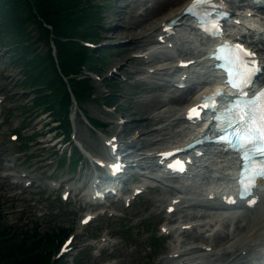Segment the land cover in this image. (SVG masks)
Listing matches in <instances>:
<instances>
[{
    "label": "rangeland",
    "instance_id": "rangeland-1",
    "mask_svg": "<svg viewBox=\"0 0 264 264\" xmlns=\"http://www.w3.org/2000/svg\"><path fill=\"white\" fill-rule=\"evenodd\" d=\"M100 2L109 3V7L102 12L103 18L100 30L98 31L100 35L98 41H91L95 45L93 51L110 49V51L112 50V54L110 57H107L105 65L99 66L98 70L93 71L92 74H87L91 79V85L95 88L94 97L96 99H86L80 107L88 118L102 122L106 127L102 130L100 129L101 132L92 130L85 117L77 108L72 114L73 130L71 139L74 144L78 145L89 156L105 159L107 156L101 148L103 136L107 138L119 136V133L125 130L127 134L124 135L123 141H129L139 137V135H142L146 131H153L162 121L158 123L152 122L150 121L152 116L156 112L172 106V103H166L163 108L154 111L156 108L155 96H166L168 94L163 93L161 86H167L168 92L171 95L179 94L177 91L180 90H177L172 84L160 80L158 77L153 79L148 77L145 83H142L141 79L143 78L142 74L144 70L150 69V67L174 64L181 50L186 51L187 55H191L193 50H188V46H184L183 44H180L178 47V45L176 46L171 41V44H174V49L169 55L170 57L171 55L172 57L175 55L174 61L149 62L150 60L142 58V55L152 41L155 43V34L151 35L150 42L142 47L138 46V44L132 46L130 40L125 38L134 34V31H139V29L143 28L142 26H145L146 23L152 20V18L146 16V11L144 10L146 6H150V4L147 5L148 1L100 0ZM232 2L236 4L237 0H232ZM245 4L247 3L245 2ZM258 12L260 13H256L257 15H262L261 11ZM154 22L156 24L158 21ZM248 23L255 26L251 30L257 36L255 34L246 36L248 34ZM245 26L247 28L238 26L235 28V32H244L245 39L248 40L254 38L260 40L261 42H257L255 45H257L256 49H258V52L261 53L259 47L264 45V34H262L264 26L262 22L253 20L245 22ZM24 27V36L19 38L15 34L13 39L4 37L5 32L3 31L5 28H0V100H2L0 104V172L15 173L17 175L28 173L31 176V181L34 183L28 189L15 187L12 190V187L8 183L0 182V211L4 214L5 224L20 227L26 224L31 226L36 223L41 232L51 229L58 230L61 227L69 231L71 230V235L74 236L72 244L74 248L69 256L70 258L78 257V261H81V264H160L162 258L171 251V236L167 237V242L164 239H156L155 245H151L149 239L152 236H156L157 238V236L162 237L164 235L160 231V227L165 223V206L168 204L169 199L175 195L174 191L164 186L147 189L130 206H125L119 200L114 203L106 201V204L110 207L106 211H104L107 208L105 205L97 207L85 202L86 196L84 197V194L89 191V185L82 184L81 179L85 176L88 180L93 174V171L90 169L91 165L86 159H82V166L80 164L77 170H70L68 172L67 166L58 163V158H55L54 154L58 149H60V152L57 153L61 154L62 147H65L68 151H71L72 147L68 143L61 146L60 141L62 140V136L54 135V126L56 124L49 117V113H37L34 119L30 121L31 119L28 116L31 112L24 113L21 110L22 104L29 102L30 105L32 94L30 90H25L24 87H21L26 76L22 71L21 65L15 61L12 50L18 46L16 41L24 40L27 37L30 40L26 41V43H34L35 54H42L46 51V48L41 43L36 42L37 33L33 26L20 22L18 30L20 31ZM111 27H113V30L109 29ZM243 29L244 31H242ZM13 31V29L8 31L7 36L10 33L12 34ZM182 46H184L183 49ZM161 50L165 51V49ZM163 55L166 56L167 53H163ZM262 77L264 78V74ZM262 77H259V79H263ZM113 82L117 84V87L110 85ZM150 82L154 83L148 85ZM156 83L163 84L158 85ZM100 97L102 99H98ZM113 97L115 99L111 101L110 99ZM147 99L148 101L146 102ZM101 101L107 105H104ZM185 105L176 104L175 107H178L177 109L181 111V109L188 106ZM179 125L181 124L174 125L172 132L181 130L182 125ZM140 130H143V133ZM34 132L38 134V140L32 141L33 139L27 136ZM137 132L139 135H136ZM15 133L18 135V140L13 142L10 139V135ZM20 137H25L26 142L20 144ZM28 146L30 152L22 154ZM122 148L125 151L130 150L133 152V149L125 148V146ZM132 156L135 155L133 154ZM56 165H59L60 169L59 167L55 169ZM58 169L59 171H57ZM140 170L144 171L145 169L140 168ZM70 172L72 179L68 182H62L64 177H67ZM139 181L137 180L133 183L131 180H128L127 186ZM58 182H62L59 189L52 190L50 185L57 186ZM65 188L71 189V197L68 201H61L59 194ZM203 212L205 211L202 210L201 212V210L189 209L188 212L187 210L184 211V215L192 217L196 214L201 217ZM87 213L96 216V219L88 225L82 226L80 224L81 218ZM249 215L254 216L250 212L245 217L249 218ZM178 217V215L174 216L175 219ZM245 217H237L233 221L224 220L220 223V226L226 223L228 226L226 225L223 228L222 226L220 228L218 224L216 226L215 220L210 219L214 222L213 224L212 221L203 217L206 221L203 219L202 223L199 224L200 220L197 225L198 227L195 226V229H190L182 235L183 242L182 246H180L190 247V245L208 244L218 233L230 232L232 234L236 226H241L242 228L247 226L248 219H245ZM181 218V223L187 222L185 217ZM237 219L239 221L243 219L245 222H241L239 225L236 222ZM243 224L246 225L244 226ZM120 226H123V228L125 226L126 231H122ZM213 226L215 231H209ZM192 230H197L199 235L197 238H192ZM201 235H203L202 239L200 238ZM106 236L113 242V245L110 243L108 245L107 242L105 244V246L107 245V250H103L100 253L99 249H101V246H99V241L107 239ZM93 242L95 243L93 244ZM179 243L180 241H178ZM225 243L226 241L217 242L216 246L214 245L217 248L213 247V250L221 248ZM57 250L52 255V258L56 256Z\"/></svg>",
    "mask_w": 264,
    "mask_h": 264
},
{
    "label": "trees",
    "instance_id": "trees-1",
    "mask_svg": "<svg viewBox=\"0 0 264 264\" xmlns=\"http://www.w3.org/2000/svg\"><path fill=\"white\" fill-rule=\"evenodd\" d=\"M108 7L109 3L100 0H0V28H5L4 37L24 36L25 27L18 29L20 22H25L35 29L36 42L46 48L44 53L35 54L34 43H26L30 40L26 37L16 41L18 46L12 50L26 76L21 87L32 94L30 105L29 102L22 104L21 110L31 112L29 119L39 112L49 113L59 124L56 133L67 139L73 100L80 107L86 99H96L95 88L85 71H97L112 54L110 49L91 51L82 45L84 41H98L102 12ZM12 29V34L7 36ZM110 85L117 87L115 82ZM85 117L96 130L102 127L98 121ZM78 154L75 148L72 168ZM120 229L126 231L125 226ZM68 232L62 227L41 232L36 223L10 228L0 224V264H66L63 258L53 260L52 255ZM149 241L155 245L156 237H150ZM74 264H81L78 257Z\"/></svg>",
    "mask_w": 264,
    "mask_h": 264
},
{
    "label": "bare ground",
    "instance_id": "bare-ground-1",
    "mask_svg": "<svg viewBox=\"0 0 264 264\" xmlns=\"http://www.w3.org/2000/svg\"><path fill=\"white\" fill-rule=\"evenodd\" d=\"M129 1H135V0H129ZM146 1H148L147 5L150 4V6L149 7L146 6V8L144 10L146 11V16L152 18V20L149 23L144 22V23H146V25L142 26L143 28L139 29V31H134L133 32L134 34L130 33L131 34L130 36L125 37L128 40H130V44L132 46H135L136 44H138V46H140V47L145 46L147 43L150 42L149 40H150L151 35L153 36L155 34V36H156L155 42L157 41L158 36L165 35V34L160 33V31L162 29V23L167 22L170 19L177 17L183 9V4L185 2L187 3L190 0H146ZM234 3L235 2L231 1L232 5H237L239 3H242V0H237V3L236 4H234ZM141 4H142V2H141ZM245 19L246 18H242V17H238V16L234 15L233 18H231V21L240 20V21H242V23H245ZM156 20L158 22L155 24L154 21H156ZM178 21H179V26H176L173 29L174 34L171 36H168L167 38L165 35L164 38L166 39L167 43L171 42V40H175V45L176 46L178 45V47H179V45L182 44V42H184L183 44H186L187 42H189L188 38H191L192 33H191V31H188V30H182V25L184 23L183 17L180 18ZM241 26H243V24H241ZM109 29L113 30V27H111ZM242 31H244V29ZM249 32H251L250 36H251V34L254 35L253 31L248 30V33ZM234 36L235 37L239 36V38H235V41L241 42V40H243L244 42L242 41V43L246 44L247 47L252 48L254 50V52L257 55V58L260 60V63L263 66L262 70L264 73V45L259 47V50L261 51V53L258 52V49H256L257 45H255V43L261 42V41L257 40V38L254 39L255 41H249L248 39H245L244 32L242 33L241 31L235 32ZM255 36H257V35L255 34ZM193 43L195 44L196 42H193ZM153 44H154V42L152 41L148 45V48H150ZM202 45L203 44L200 43V46L199 45L196 46L198 49L196 52H203L204 51L203 48L201 47ZM156 46L157 45H155V48L153 50H152V47L150 49L147 48V50H145L143 52L142 58L149 59L150 60L149 62H153V63L154 62L160 63V62H165V61H172L174 59V56L172 57V55L170 57V55L165 56L163 54L160 55V54L156 53V51H157ZM184 46H182V49L184 48ZM187 48H191V47H187ZM188 50H190V49H188ZM177 56L179 58L184 59V61L202 59L204 57L203 54L195 55L194 50L192 51L191 55H187L186 51L181 50V52ZM159 60H162V61H159ZM139 61H141V60H139ZM142 62L145 63V61H143V60H142ZM163 64H166V63H163ZM197 67L198 66H195V64L189 66V68L187 70H185V72L182 73L179 77H176V75L173 72H171L170 67H167L164 65L163 66L160 65V66L150 67V69H145L144 73L142 72L143 73L142 74L143 78L141 79L142 83H145V81H146V79H148V77H150V79L158 77L160 80L167 81V83L172 84L173 86L179 85L180 83H189V84H192V86H195L192 89L190 87V88L182 90V91H177V92H179V94H177V95L169 94L168 87L167 86H161V90L163 91V93H166V94L168 93V94L166 96H162V95L155 96L154 101L156 103V108L154 107L155 108L154 111H157V110L163 108L166 103L167 104L172 103L171 104L172 106H170V108L163 109L160 112H156V114H154V116H152L150 121L155 122V123L162 121V123L159 124V126L156 129H154L153 131L150 130V132L146 131L143 133V130H140V131H142L143 134L139 135V133L137 132L136 135H139V137H136V138L129 140V141L128 140L123 141L124 135L127 134L125 130L124 131L122 130L119 133V136L116 135V143H118L119 149H123L122 148L123 146H125V148L133 149V152H131L130 150L125 151L123 149V151H125V155L123 157L125 159H133L131 161V163H134V166L139 167L141 169H145L144 171L141 172L142 173L141 174L142 179L144 177L151 178L152 175L154 174L153 164L156 162V157L154 158V155L157 152H159L161 149H168L173 144L178 143L182 139L187 138L189 135L192 134V132L199 131V130L193 131V130H191V127H186L183 129L180 128L181 129L180 131L177 130L176 132L175 131L172 132V127H174V125H178L182 122V115L179 113L180 110L177 109L178 107H175L176 104H178V105L186 104L185 106H187V105L192 104V103H198V101L202 97V95L205 94L208 91V89L210 88V86L212 85V82H210L211 75H209V74L207 75L206 72H204L203 70L196 69ZM201 79H205V81L208 82L209 84H207V86H205V87H201L203 85L202 82L204 81ZM199 80H201L202 82ZM196 81H199V85H201V86L196 85L195 84ZM262 81H263V79L257 78L255 81V84L262 83ZM153 83L154 82H150L148 85L153 84ZM156 84L162 85L163 83L162 84L156 83ZM147 101H148V99L146 100V102ZM179 126H181V125H179ZM188 130H190V131H188ZM113 138H115V137L113 136ZM112 144H115V143L112 142ZM131 154L132 155L134 154L135 156H131ZM206 155L209 156V154H206ZM224 157L225 156H223L221 153H217L216 155H210L206 160V164H205L206 169H202L199 172V177H198V180L196 181V184H201L202 180H204V179L218 178V177H223L225 175H229V172L225 170V166L226 165H233L234 162L231 159H228V162H226L224 160ZM129 168H132V166H130ZM181 185H183V184H181ZM260 186H262V188L260 189L261 192L259 193V195H260L261 201L264 202V193H263L264 187H263L262 182H260ZM137 188H139V187H137ZM205 188L206 187H204V189ZM170 189L171 190L173 189V191L176 192V196L177 195L179 196V193L177 192V190H175L174 188H170ZM179 189H180L181 193H183V191H182L183 187H180ZM193 190H195V191L192 194L186 192V194H188V196H187L186 202L183 204H188L189 206H191L193 204H194V206H196V205L200 206L201 204H203V205L209 204V203L205 202L204 200H202V195L199 194V192H198L201 190L199 185L193 186L191 188V191H193ZM214 193H215V191L212 190L211 192L206 193L204 196H208L210 194L214 195ZM189 195H192V196H189ZM178 198H181V196H179ZM174 199H175V197H174ZM170 201H171L170 205H173V203H172L173 200H170ZM212 205L218 206L219 202H216L215 204H212ZM183 208H187V206H185ZM187 212H188V210H187ZM201 212H202V210H201ZM206 213L207 212H203L201 217L197 216L196 214L193 215L192 217L189 215L188 216L190 218H193V217L199 218V220H201V222L199 224H201L202 220L207 217ZM174 214L178 215V213H173L170 216H166V218L171 220L172 218H174V216H175ZM182 217L186 218L187 216H182ZM210 218L212 220H215V225L218 224L219 226H220V223L225 220V218L222 217L220 214L217 217L213 215ZM215 218H217V219H215ZM232 218H234V216ZM238 218H240V217H238ZM245 219H248L247 226H245L246 224L245 225L243 224L245 226L244 228H242L241 226H236L234 231L231 230V231H233L232 234L230 232L229 233L222 232L221 234L218 233L217 235H216V233H214L216 236L212 240H210V243H208V244H201L199 246H191L190 245L191 247H188L187 249H183V247L180 246L182 241H180V243L178 245H175V244H174L175 246L172 245L171 251L164 258H162V260L160 261V264H255L261 258L262 259L264 258V211L255 213L254 216L249 215V218L245 217ZM212 220H210V221H212ZM204 221H206V220L204 219ZM225 222H227V221H225ZM236 222H238L237 224L240 225L241 222H245V221H243V219L241 221H239L237 219ZM185 224H190V223H188V222L181 223L179 225V227H181L182 225H185ZM213 224H214V222H213ZM226 225L228 226L227 223L221 224L222 228L225 227ZM207 226H208V224H207ZM214 226L209 231L214 230ZM221 226H220V228H221ZM207 229H209V228H207ZM197 230L200 231L199 229H197ZM197 230H192V232H191V236L193 239L197 238L199 236L197 233ZM209 231H207V232H209ZM210 237H211V235H210ZM200 238L202 239L203 235H201ZM219 241H221V242L226 241V243H225V245L221 246V248L213 250V247L217 248L215 246H216L217 242H219ZM106 247H107V245H106ZM208 248H210V251H208Z\"/></svg>",
    "mask_w": 264,
    "mask_h": 264
},
{
    "label": "snow or ice",
    "instance_id": "snow-or-ice-1",
    "mask_svg": "<svg viewBox=\"0 0 264 264\" xmlns=\"http://www.w3.org/2000/svg\"><path fill=\"white\" fill-rule=\"evenodd\" d=\"M207 2L208 0H193L187 11L197 15ZM253 75L254 73H248L240 83L230 81L233 87L241 89L242 98L217 117L223 133L222 142L239 151L241 159L245 161V170L249 173L251 182L249 186L254 184L255 178H264V89L253 96H247L243 92L244 88L251 85ZM192 113L199 116L198 109L191 110L190 118Z\"/></svg>",
    "mask_w": 264,
    "mask_h": 264
}]
</instances>
